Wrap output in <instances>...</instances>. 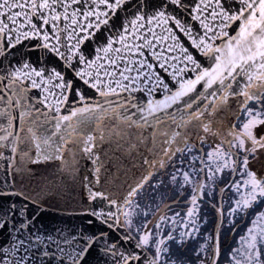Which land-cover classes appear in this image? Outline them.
I'll return each instance as SVG.
<instances>
[{
    "label": "snow or ice",
    "instance_id": "obj_1",
    "mask_svg": "<svg viewBox=\"0 0 264 264\" xmlns=\"http://www.w3.org/2000/svg\"><path fill=\"white\" fill-rule=\"evenodd\" d=\"M0 264H264V0H0Z\"/></svg>",
    "mask_w": 264,
    "mask_h": 264
},
{
    "label": "water",
    "instance_id": "obj_2",
    "mask_svg": "<svg viewBox=\"0 0 264 264\" xmlns=\"http://www.w3.org/2000/svg\"><path fill=\"white\" fill-rule=\"evenodd\" d=\"M109 159L110 160H113V161L120 159L119 154H118V152H116L115 149H113V154L112 155H109ZM68 194L71 195V196H76L78 198L79 189H77V192L76 193L71 192V189H69V193ZM54 213H55V210H53V214Z\"/></svg>",
    "mask_w": 264,
    "mask_h": 264
},
{
    "label": "flooded vegetation",
    "instance_id": "obj_3",
    "mask_svg": "<svg viewBox=\"0 0 264 264\" xmlns=\"http://www.w3.org/2000/svg\"><path fill=\"white\" fill-rule=\"evenodd\" d=\"M224 242H225V244H227V243H229L230 241H229V240H227V239H225V241H224Z\"/></svg>",
    "mask_w": 264,
    "mask_h": 264
}]
</instances>
